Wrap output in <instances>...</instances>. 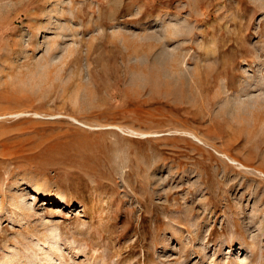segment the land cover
I'll list each match as a JSON object with an SVG mask.
<instances>
[{
	"label": "rangeland",
	"instance_id": "rangeland-1",
	"mask_svg": "<svg viewBox=\"0 0 264 264\" xmlns=\"http://www.w3.org/2000/svg\"><path fill=\"white\" fill-rule=\"evenodd\" d=\"M263 109L264 0H0V264H264Z\"/></svg>",
	"mask_w": 264,
	"mask_h": 264
},
{
	"label": "bare ground",
	"instance_id": "bare-ground-1",
	"mask_svg": "<svg viewBox=\"0 0 264 264\" xmlns=\"http://www.w3.org/2000/svg\"><path fill=\"white\" fill-rule=\"evenodd\" d=\"M264 110V109H263ZM261 113H262V111H260ZM257 114V113H256ZM256 114H254V115H256ZM258 114H260V113H258ZM260 117V116H259ZM263 117H264V115H263ZM256 118H257V115H256ZM259 119V118H258ZM257 119V120H258ZM255 123V122H254ZM250 132V131H249ZM229 156V155H228ZM231 158V157H230ZM234 161H236V160H234ZM231 163V162H230ZM237 164V163H236ZM242 164V163H241ZM244 165V164H243ZM246 166V165H245ZM246 167H248V166H246ZM246 167H244V168H246ZM261 172V171H260Z\"/></svg>",
	"mask_w": 264,
	"mask_h": 264
}]
</instances>
